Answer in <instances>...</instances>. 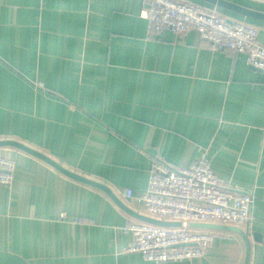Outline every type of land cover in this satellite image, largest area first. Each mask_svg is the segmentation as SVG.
Segmentation results:
<instances>
[{
  "label": "crops",
  "instance_id": "1",
  "mask_svg": "<svg viewBox=\"0 0 264 264\" xmlns=\"http://www.w3.org/2000/svg\"><path fill=\"white\" fill-rule=\"evenodd\" d=\"M180 1L255 26L264 46V19ZM225 1L264 14V0ZM190 39L150 35L138 0H0V140L106 185L142 214L122 191L145 190L155 158L187 167L206 155L228 187L251 193L239 227L249 264H264V71ZM0 153L15 161L12 185H0V264L244 262L243 239L225 231L200 258L154 263L125 252L137 219L105 191L16 147Z\"/></svg>",
  "mask_w": 264,
  "mask_h": 264
},
{
  "label": "built area",
  "instance_id": "2",
  "mask_svg": "<svg viewBox=\"0 0 264 264\" xmlns=\"http://www.w3.org/2000/svg\"><path fill=\"white\" fill-rule=\"evenodd\" d=\"M138 1L144 6L150 35L165 29L176 36L189 33L192 46L208 43L215 49L241 53L248 65L264 71V46L258 41L255 26L242 21L229 23L214 8L192 1ZM14 171L15 161L0 153V185H12ZM122 196L140 202L145 215L162 221L241 226L251 216V193L228 187L227 181L214 173L206 155L187 167H172L155 158L146 189L135 194L126 188ZM72 222L84 223L85 219L74 218ZM125 230L132 239L123 251L139 253L154 263L203 257L214 238L212 230L164 227L140 220Z\"/></svg>",
  "mask_w": 264,
  "mask_h": 264
},
{
  "label": "water",
  "instance_id": "3",
  "mask_svg": "<svg viewBox=\"0 0 264 264\" xmlns=\"http://www.w3.org/2000/svg\"><path fill=\"white\" fill-rule=\"evenodd\" d=\"M202 1L208 2L212 5L217 6V7H223L226 9H230L234 12H237V13L242 14V15L247 16V17L264 19V14H262V13L255 12V11L240 7L238 5L232 4V3L227 2L225 0H202ZM228 22L231 23L232 20L228 19ZM252 68L256 69V70H260V69L254 68V67H252ZM5 146H13V147H16L18 149H21V150H23V151H25L31 155H34V156L42 159L43 161L47 162L48 164L53 166L55 169H57L59 172H61L62 174L66 175L72 179H75V180L80 181L82 183H85V184L97 187L99 189H102L103 191H105L108 194V196L114 201V203L116 205H118L122 210H124L126 213L130 214L131 216H133L137 220L147 222V223H151V224H155L158 226H164V227L186 226L188 228H193V229H203V230L225 231V232L237 233L243 239V241L245 243V247H246L243 264H249L250 250H251L249 234L247 231L243 230L239 226L222 225V224H215V223H191V222L185 224L183 222H170V221H162V220L154 219V218L149 217L145 214L134 211L133 209L128 207L106 185H104L98 181H95L93 179H90L88 177H85L83 175H80L78 173H75L73 171H70L69 169L65 168L64 166H62L61 164H59L58 162H56L52 158L44 155L43 153H41L35 149H32V148H30V147H28V146H26V145H24L18 141H15V140H8V139L7 140H0V148L5 147ZM253 238H254V240H260V234L254 233Z\"/></svg>",
  "mask_w": 264,
  "mask_h": 264
},
{
  "label": "trees",
  "instance_id": "4",
  "mask_svg": "<svg viewBox=\"0 0 264 264\" xmlns=\"http://www.w3.org/2000/svg\"><path fill=\"white\" fill-rule=\"evenodd\" d=\"M210 8V7H209Z\"/></svg>",
  "mask_w": 264,
  "mask_h": 264
}]
</instances>
